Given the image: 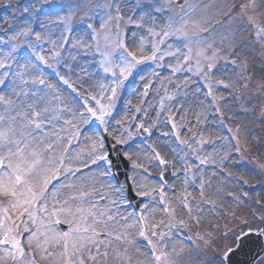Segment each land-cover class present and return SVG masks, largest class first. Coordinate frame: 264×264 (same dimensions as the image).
<instances>
[{"label": "rangeland", "instance_id": "374dc122", "mask_svg": "<svg viewBox=\"0 0 264 264\" xmlns=\"http://www.w3.org/2000/svg\"><path fill=\"white\" fill-rule=\"evenodd\" d=\"M229 1L0 0V65H3L0 66V80L4 81L0 84V96L15 100L19 104L20 100L28 99L22 95V90L31 92L39 89L41 95H46L53 105L63 110L60 121L56 123V129L62 137L57 142L58 155L63 156L64 166L70 171L62 174L64 181L56 188L59 189L58 194L61 198L75 188L76 191L72 193L78 191L91 193L89 201L93 204L95 200L103 201L102 204H98L99 202L95 204L93 209L97 213H104L105 215L100 219L107 222L106 228L103 225L97 226L98 231L104 233L103 237L100 236L103 240V243L99 245L100 250L109 253L107 261L101 260V264H133L137 254L140 257L139 261L143 264L148 262V258L140 250L135 251L137 250L134 241L136 223L130 216L131 212L121 193L117 192L109 177L107 162L97 160L102 165L100 169L102 177L106 179H101L96 174L90 176H97L95 181L74 179L78 174L86 172V168L78 169L91 164L89 160L95 155L93 144L103 141L100 131L105 125L107 126L105 130L109 131L115 140L125 144L124 155L128 160H134L133 153L138 157L137 150L146 151L148 162L143 163L146 168L139 166L138 174L131 173V180L138 194L146 192L148 188L147 182L138 185L139 178L142 177L143 180L151 182L150 179L158 173L157 163L165 159L175 162L174 177L176 178L173 183L162 186L158 180L155 184L151 182L150 191L147 192L153 203L155 202L154 194L164 187L162 197L165 205L168 207L170 204L172 207L169 217L160 222L164 224L162 230L166 229L168 232H160L159 235L152 233L154 245L155 243L160 245L157 241H166V237L171 236V231H177L186 225L190 227L191 224L202 223L192 215L189 200L180 196L189 195L191 199L197 191H202L197 204L208 205V210H212V213L206 212L207 223H216L217 216L218 220L220 217L225 220L222 223L218 222L215 231L210 230L211 223L204 226L199 247L200 250L206 251L204 259L198 255H191L185 259L180 254L179 262L172 261V264H183V262L184 264H213V255L217 254L220 257L222 250L232 245L235 235L250 230L252 226V222H249L250 226H248L245 205L236 191L237 188L249 190L252 192L251 198L256 201L264 197L262 194L264 184V72H262L264 40L257 36L256 29L247 20V17L252 15L256 24L264 27V0H255V9L249 7L243 13L239 5L247 4L249 0H232L236 5L233 12L229 8ZM109 4L119 5L123 20L115 19L116 9L114 6L109 8ZM180 17L190 20L202 19L206 22L207 32L193 35L196 30L191 24L185 29L191 41L207 40L213 44L214 48L223 50L225 53L231 51L230 46L234 44L240 56H235V53H232V56L237 59L239 66L220 60L216 64L217 70L209 74L205 67L206 61L196 55L199 50L197 45L183 39L181 34L175 31L176 28L181 27ZM169 23L173 24L172 28L168 27ZM102 24L105 25L103 29ZM153 31L158 35H152ZM165 32L169 34L165 35ZM97 33L99 36L94 39ZM37 34L41 39L37 40ZM105 36L108 37L107 43L110 45L108 48L105 47ZM121 41L137 59L143 60V63L139 64L133 62V67H139L141 70H138L137 74H133L131 70L127 78L121 76L123 65L119 57L121 54L127 55L122 48L117 49L112 56L111 70H104L105 58L102 53L112 51V46ZM241 46H243L242 50ZM189 47L192 51L190 58L186 59L189 57ZM186 50H188L187 53H185ZM41 56L44 57L45 62L38 59ZM152 56H154L153 59H148ZM183 57L186 63L181 64ZM245 70L255 84L238 96L235 86L244 81L241 73ZM36 78H42L45 83L33 85L31 81ZM148 79L153 81L154 85L152 88L154 93L150 98L142 96L140 92L144 89L146 83L144 81ZM22 80H28L29 83L24 84ZM64 80L68 83L65 84ZM199 80L204 81L207 88L214 91L213 94L217 96L219 94L218 109H221V115L218 121L223 127L221 134L220 129L218 131L220 142L217 141V137L203 136V132L217 134V129L214 127L213 120L216 117L210 114L215 105L211 106V110L204 111L201 108L199 89L196 88V82H200ZM221 80L230 87L224 88L220 85ZM113 88L116 89L115 96L112 94ZM192 97L197 105L191 103ZM97 101L106 108L111 107L110 114L105 116L106 122L101 124L91 117L85 122L81 117V113L88 116L85 105L98 108ZM136 103L142 104V108L136 116H133ZM0 111H3L2 106ZM133 117L134 121H132ZM143 119L146 121L143 122ZM202 119L208 125H205ZM65 121L71 123H65ZM139 122L149 128L151 136L147 139L137 136ZM160 131L163 132V139ZM227 133L236 141L237 149H241V157L237 160L241 166L239 169H236L237 164L233 166V161L236 159H233L230 153V146L225 137ZM251 135L255 136L254 141L250 140ZM133 136L138 137L136 147H132L128 142ZM206 142L217 160L216 164L214 162L209 164L203 161L204 159L195 157ZM224 159L227 160V165H224ZM199 162L203 163L201 171L206 170L211 178H214L207 181V184L200 185L199 181H195L196 175L192 173L195 164ZM134 166L137 165L134 164ZM184 166L190 169L189 174L185 169L182 171L181 168ZM223 166L232 168L231 180H226L228 176L219 175V171L223 173L226 171L222 169ZM145 169H149L152 174L144 172ZM185 177L187 182L184 184ZM230 181L235 184L232 198L227 200L225 186ZM223 183L225 186H221ZM66 184L74 187L71 189L63 187ZM208 186H213L216 190L221 189L220 196L217 195L219 190H215L217 195L215 206L210 205V200L206 199V197L215 196L213 190L207 188ZM188 189L191 191L189 192ZM118 207H123L124 210ZM218 208L222 209L216 211ZM156 210L159 214L158 208ZM175 214L179 217L186 214V217L190 218L179 221L176 220ZM108 215H111L113 219L107 220ZM148 215L150 214L146 215L147 218L144 216V219L149 224ZM157 216L155 214V218ZM253 225L258 226V222L255 221ZM29 226H32L31 222ZM115 236H120L121 239L117 240ZM169 243L177 245L175 241ZM159 245H157V254L166 255L167 258L158 264H170V262L167 263L169 261L167 251H163ZM181 251L182 249L178 247V253ZM2 255L4 253L0 251V256ZM198 258L203 261L200 262ZM8 264H11V261ZM37 264H47V262L38 260Z\"/></svg>", "mask_w": 264, "mask_h": 264}, {"label": "snow or ice", "instance_id": "6c2138e0", "mask_svg": "<svg viewBox=\"0 0 264 264\" xmlns=\"http://www.w3.org/2000/svg\"><path fill=\"white\" fill-rule=\"evenodd\" d=\"M113 6L117 13L115 19L123 20L119 5H108L109 8ZM239 7L243 13L249 7L254 10L256 3L255 0H249L247 4H240ZM247 20L256 29L257 36L264 40V27L257 25L252 15H249ZM205 23L202 19L190 20L182 17L181 27L176 28L175 31L180 33L183 39L197 45L199 50L196 55L206 61L205 67L209 74L217 70L216 64L220 60L239 66L237 59L232 56V53L240 56L234 44L230 46L231 51L225 53L223 50L214 48L213 44L207 40L191 41L185 29L191 24L196 30L193 35L207 32ZM168 27L172 28L173 24L169 23ZM101 28H105V25L102 24ZM168 34L165 32V35ZM152 35H158V33L153 31ZM98 36L97 33L94 39ZM36 38L41 39L39 34ZM107 40L108 37L105 36L106 48L110 47ZM97 47H99L98 43ZM121 48L127 54L126 56L121 54L119 57L123 65L121 76L127 78L134 66L133 62L139 64L143 63V60L137 59L133 52H129L122 41L112 46V51L102 53L105 58L104 70H111V58L115 51ZM242 48L243 46L241 50ZM191 51L189 47V57L186 59L190 58ZM153 58L154 56L148 57V59ZM38 59L45 62L42 56ZM199 63L198 60L197 64ZM244 67H247L246 62ZM246 78L250 79V77ZM22 82L29 83L28 80H22ZM63 82L68 83L67 80ZM3 83L4 81L0 80V84ZM31 83L43 85L45 81L42 78H36ZM219 84L224 88L230 87L222 80ZM112 94L115 96V88L112 89ZM22 95L28 99L20 100L19 104L15 100L0 96V106L3 107V111H0V251L4 253L0 256V264H8L9 261L11 264H37L38 260L46 261L47 264H101V260L107 261L109 256L107 251L100 250L99 245L103 243V240L100 239L101 233L97 228L100 225L107 227V222L100 219L105 214L93 211L95 204L89 201L91 193L69 192L61 198L58 194L59 189L53 184L54 180H60L62 173L67 174L70 171L64 166L63 156L58 155L57 142L62 137L56 129V123L60 121L63 110L53 105L46 95H41L39 89L31 92L22 90ZM97 105L98 108L85 105L88 116L81 113L85 122L89 117L101 124L106 122L105 116L110 114L111 107L106 108L99 101ZM65 123L71 122L65 121ZM117 143L120 141L117 140ZM93 152L95 153L93 163L97 160L107 162L103 141L93 144ZM161 163L164 161L161 160ZM63 187L71 189L74 186L66 184ZM112 219L111 215L107 216V220ZM29 222L32 226H29ZM62 223L68 225L67 230L60 229ZM139 234L145 237L143 230ZM260 234L264 235V231ZM114 238L121 239L120 236ZM234 239L240 241V244L243 243V237L240 235H235ZM235 251L236 249L230 247L222 250L220 258L214 260L213 264H232L231 257ZM166 258V255H154L157 264Z\"/></svg>", "mask_w": 264, "mask_h": 264}, {"label": "bare ground", "instance_id": "6f19581e", "mask_svg": "<svg viewBox=\"0 0 264 264\" xmlns=\"http://www.w3.org/2000/svg\"><path fill=\"white\" fill-rule=\"evenodd\" d=\"M194 103L195 105H197V103L195 102V100L193 101H191V103ZM69 106V105H68ZM70 108H72L71 106H69ZM200 113V112H199ZM146 121V119H143V122H145ZM161 132V136H163V132L162 131H160ZM207 135H209V136H214V137H218L214 132H213V135L209 132V133H207ZM163 139V138H162ZM86 144H89V143H86ZM164 147V146H163ZM165 148V147H164ZM203 148H204V146H203ZM137 153H138V157H136L135 156V153H133L134 154V156L132 155V157H133V161H132V163H134L135 165H137V166H134V168H133V172H135V173H137L138 174V169H139V166H143V167H145V164H143V163H147L148 162V159H147V157H146V154H145V152L146 151H144V150H141V152H139L138 150L136 151ZM130 156H131V154H130ZM91 175H93V174H90V175H86V176H82V177H79V178H83V179H92V180H96V178H97V176H93V177H90ZM140 179V183L138 184V185H140V184H142V183H144V182H147L148 184V188H147V190H146V192H149L150 191V188H151V182H149V181H146V180H143L142 179V177L141 178H139ZM85 181V180H84ZM74 191H76L75 190V188L73 189V190H71V191H69V192H74ZM136 263H138V262H136Z\"/></svg>", "mask_w": 264, "mask_h": 264}, {"label": "water", "instance_id": "95a60500", "mask_svg": "<svg viewBox=\"0 0 264 264\" xmlns=\"http://www.w3.org/2000/svg\"><path fill=\"white\" fill-rule=\"evenodd\" d=\"M240 253V251H238V254ZM240 260H234L235 263H238ZM248 264H251L248 262Z\"/></svg>", "mask_w": 264, "mask_h": 264}]
</instances>
